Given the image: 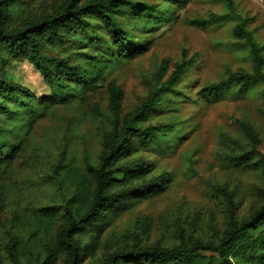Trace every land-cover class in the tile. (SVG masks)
<instances>
[{"label": "rangeland", "instance_id": "rangeland-1", "mask_svg": "<svg viewBox=\"0 0 264 264\" xmlns=\"http://www.w3.org/2000/svg\"><path fill=\"white\" fill-rule=\"evenodd\" d=\"M61 1L24 0L10 8V21L16 25L42 16ZM130 1L134 5L120 18L121 25L144 41L148 51L132 60L107 63L94 92L85 91L82 100L49 109L46 117L24 127L19 136L13 134L15 140L23 138L25 151L8 173H0V264H15L8 252L15 239L19 264L44 262L49 247L56 245L64 222L56 221L36 241L32 232L37 211L58 206L64 213L65 201L72 192L65 164L74 160L82 169L99 164L103 135L111 130L108 82L114 81L123 90L121 113L125 115L145 101L156 83L161 62L168 61V68L160 84L176 63L185 60L184 51L186 60L195 58L193 66L182 76L176 92L166 94L160 106L140 123L143 127L170 124L172 129L159 142L134 141L127 158L149 163L152 170L148 179L168 174V188L118 217L103 235L97 252L91 257L83 253L80 264H104L110 253L135 245L173 247L189 239L215 241L226 226L228 198L236 202L239 219L264 205V173L254 175L244 170L238 157L248 153L253 161H264V80L251 82L242 97L239 85L212 103L200 95L202 88L227 78L231 72L253 73L250 46L235 36V28L244 21L245 29L263 46L264 0H232V10L225 0H187L182 4ZM138 5L166 8L170 17L151 25L132 15ZM212 14L228 15V19L204 28L188 23ZM95 31L104 35L97 23ZM72 50L75 54H96L100 47L77 43ZM50 52L57 54L56 50ZM7 69L12 80L37 97L50 94L42 75L27 61H15ZM240 123L246 124L253 135L247 134ZM2 125L8 127V121ZM55 264H63V259L58 258ZM238 264L252 263L242 260Z\"/></svg>", "mask_w": 264, "mask_h": 264}, {"label": "trees", "instance_id": "trees-1", "mask_svg": "<svg viewBox=\"0 0 264 264\" xmlns=\"http://www.w3.org/2000/svg\"><path fill=\"white\" fill-rule=\"evenodd\" d=\"M165 1L182 4L187 0ZM225 1L232 10V0ZM23 3L24 0H0V173H8L25 151L23 138L15 140L13 134L19 136L24 127L46 117L49 109L82 100L85 91L94 92L107 63L132 60L148 51L144 41L137 40L121 25L120 18L134 5L130 0H62L52 5L51 12L13 25L10 8ZM132 15L144 18L151 25L170 17L166 8L147 5L135 6ZM227 19L228 15L212 14L208 19L188 23L204 28ZM96 23L103 29L102 37L95 31ZM244 25L243 21L236 26L235 36L249 44L254 71L231 72L227 78L202 88L200 95L208 103L220 99L234 85H239L238 94L242 97L251 82L264 80V45L260 46ZM77 43L99 46L100 50L96 54L88 51L75 54L72 48ZM183 55L185 60L176 63L160 84L168 68V61L161 62L156 83L145 101L125 115L121 113L123 90L114 81L108 82L111 130L103 135L99 164H90L86 169L74 160L65 164V177L72 192L65 201L64 213L58 206L37 211L36 229L32 232L36 241L56 221L64 222L56 245L49 247L48 257L40 264H55L58 258L63 259V264H80L83 253L91 257L97 252L103 235L118 217L168 188V174L148 179L152 170L149 163L127 158L134 141L159 142L172 129L170 124L143 127L140 123L160 106L166 94L176 92L182 76L193 66L195 58L186 60L185 51ZM19 60L27 61L42 75L50 88L49 95L37 97L28 87L11 79L7 68ZM6 121L8 127L2 125ZM240 126L253 135L246 124ZM238 157L244 170L254 175L264 173L263 160L253 161L248 153ZM61 166L60 163L58 167ZM228 200L226 226L217 240L189 239L173 247L135 245L110 253L104 264H238L242 260L264 264V205L247 218L239 219L236 202L232 198ZM85 238L89 241L84 242ZM16 243L17 239L8 252L11 261L19 264L14 252Z\"/></svg>", "mask_w": 264, "mask_h": 264}]
</instances>
